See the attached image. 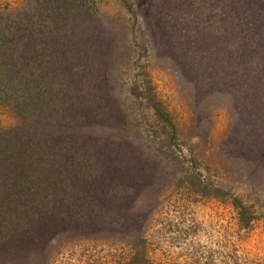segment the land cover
I'll use <instances>...</instances> for the list:
<instances>
[{
  "label": "rangeland",
  "instance_id": "374dc122",
  "mask_svg": "<svg viewBox=\"0 0 264 264\" xmlns=\"http://www.w3.org/2000/svg\"><path fill=\"white\" fill-rule=\"evenodd\" d=\"M74 1L80 6L89 4V8L83 6L82 14L69 22L72 25L64 34L68 46L62 51L71 56L74 49H80L79 41L85 39L88 42V38L96 37L95 45L105 53L104 58L110 65L98 73H92L90 69L84 73L63 60L64 64L54 70V75L59 78H54L53 86L54 91L61 88V104L58 102L61 118L68 117L65 109L71 108L70 111L84 116L81 124L84 136L90 135L84 134V130L93 126L92 119H107V104L103 102L102 93L115 89L113 85L119 86L127 77L121 76L111 83L115 52L123 50L135 58L133 67L135 63L138 67L139 62L146 65L157 94L181 130L183 145H188L199 159L200 179L205 180L204 183L210 182L212 188H225L227 194L217 198L191 190L187 185L179 186V167L169 159L173 156L164 152L161 159L148 151L141 155L143 160L150 161L149 167H145L147 162L140 164L138 159L141 150L146 152L142 148L132 154L131 163L122 155L124 167L121 164L109 166V171H115V176L125 187L123 194L104 197L105 189L99 182L89 187L95 192L91 199L113 200L105 207L110 211L107 214L111 213L109 224L114 221L113 226L95 229L80 223L81 227L76 229L62 219L61 211H49L42 223L40 233L43 238L39 237L40 240L19 235L0 243V264H139L142 258L149 264H264V150H256V138H264V131L246 135L245 129L242 131V127H234L231 123L246 109L235 105L240 95L236 94L237 82L251 83L255 79L254 82L264 83V66L259 67L260 71L255 75L249 71L243 74L237 64H233L235 59L242 58V53H250L254 58L250 64L264 62V15L257 20V25L263 27L262 36L256 34L253 37L255 43L249 44L247 49L240 41L251 38L240 33L247 28L246 23L257 19L259 5L264 0H247L253 9L245 10L250 14L242 15V20L238 19V12L246 8L234 4L236 0H133L138 18L128 12L124 0ZM230 1L233 4L228 5ZM35 2L0 0V16L11 17L10 22L17 21L21 30L30 17L28 12L37 5ZM88 13L92 20L86 18ZM181 34L193 40L195 46L207 43L206 55L198 53L199 57L186 59L188 54L179 50L176 42ZM30 42L32 40L26 42L14 38L13 54L3 56L7 60L5 63L18 68L20 64L16 61L30 60L36 51V46ZM146 49L149 51L147 56ZM230 56L233 59L228 66ZM215 59L222 67L227 66L228 80L218 91L208 92L203 88L200 103L194 96L197 91L193 80L200 75L195 69H204L203 64L207 63L215 65ZM33 78L37 81L35 75ZM247 85L242 93L252 98L254 91ZM63 87L70 88V95L62 93ZM97 91L101 95L93 100ZM99 105L103 107L101 110ZM11 106L0 102V141L7 130H15L19 123V112ZM246 107L252 108L251 105ZM122 117L124 120L126 112L116 116L110 125ZM246 118L244 115L243 119ZM64 120L69 124V117ZM108 124L107 121L100 125ZM69 128L71 126L64 129ZM64 129L52 140L62 142L69 136V131ZM108 154H102L104 159ZM113 162L107 160L104 166ZM3 193L0 190V195ZM8 195L0 198L7 200ZM23 204L21 197L20 203H15L16 209Z\"/></svg>",
  "mask_w": 264,
  "mask_h": 264
},
{
  "label": "trees",
  "instance_id": "16d2710c",
  "mask_svg": "<svg viewBox=\"0 0 264 264\" xmlns=\"http://www.w3.org/2000/svg\"><path fill=\"white\" fill-rule=\"evenodd\" d=\"M124 2L128 12L138 18V10L133 0H124ZM233 2L238 4V7L246 8L239 10V20L250 14L245 10L253 9L247 0ZM35 3L37 5L28 12L30 17L21 30L18 28L17 21L10 22L11 17L0 16V102L8 103L12 105V108L15 106L19 112L17 128L7 130L3 135L5 138L0 141V190L4 191L0 196L9 194L7 197L10 198L7 200L0 198V222L3 223L0 225V243L19 235H30L38 240L42 237L40 231L43 228L45 215L49 211L56 213L55 210L61 211L62 219L70 222L69 225H73L76 229L77 226L81 227V224L95 229L113 226L114 221L109 224L108 216L111 213L107 214L110 211L105 208L113 200L103 202L100 197L91 199L92 193H95L90 189L91 184L99 182L105 189L104 197L123 194L125 187L115 176L116 172L109 171V166L121 164L124 167L122 157H126L128 162L133 158L132 154L142 148L146 152L141 150L138 159L141 161L140 164L147 162L145 167H149L150 161L143 160L141 155L153 151L156 158H161L162 153H168L173 156L169 159L179 167L177 176L179 186L187 185L191 190H196L205 196L217 198L226 196L225 188H212L210 182L204 183L205 180L200 179L199 159L188 145H183L180 138L181 130L173 114L165 108L157 94L149 79L146 65L137 60L139 66L135 67V63L133 67L135 58L133 59L131 54L128 55L123 50L118 49L115 52L110 74L111 83L117 82L121 76L127 77L119 86L112 84L115 89L102 93L103 102L107 104L105 112L107 119L104 121L99 117L92 119L93 126L84 130V134L91 136H84L81 125L84 116L70 111L71 108L65 109V114H69L67 115L69 124L64 120L68 118L66 115L65 118H61L62 112L58 109V102L61 104L59 92L61 88L54 91L55 79L59 78L54 75V70L64 64L63 60L66 59L70 66L75 69L80 68V72L86 73L87 69H90L92 73H98L99 70H104L107 65H110V61L104 58L105 53L95 45L96 37L92 40L88 38V42L85 39L82 42L79 41L80 49H74L71 56L70 53L62 51L64 46H68V38H64V34L72 25L69 22L74 21V17L80 16L83 12L82 2L81 6L74 0H36ZM230 4L233 3L230 1L228 5ZM259 6L261 8H259L260 14L257 15V19H251L249 23H246L247 28L240 33L251 37L240 40L246 49L249 44L255 43L256 40L253 37L256 34L261 37L263 33L261 30L263 27L257 25V20L262 19L264 15V1ZM85 8H89V4ZM91 15L94 17L92 13ZM86 18L93 19L89 13ZM245 21L248 22V19ZM52 36L55 39H52ZM13 37L26 42L32 40L30 43L36 46V51L30 60L19 59L15 62H19L18 68L5 63L7 60L3 58L6 53L12 52ZM176 42L179 43L178 49L188 54L186 58L188 60L194 56L199 57L198 53L206 55V51L208 52L207 43H199L195 46L193 40L187 39L185 34H181ZM145 51L147 56L149 51L147 49ZM68 55L70 59L67 58ZM241 57L235 59L233 64L236 63V67L242 70L243 74L249 71L256 75L260 71L259 67L264 66L262 61L250 64L254 60L250 53L249 55L242 53ZM232 59L233 57L230 56L228 66ZM213 63L215 65L203 64L204 69L198 67L195 69V72L200 75L193 80L195 91H197L194 96L197 97L195 98L197 101L200 100V103L203 100V88L208 92L218 91L220 86L225 87L224 82L228 80L227 66L222 67L217 59L213 60ZM33 75L37 77L39 83L34 80ZM131 75L132 77L129 78ZM254 81L255 79L251 80V83L239 81L236 84V86L239 84L236 94L240 95L235 105L246 109L239 114L236 121L231 123L234 127H242V131L245 129L246 135L264 131V83ZM245 84L254 91L252 98L242 93L246 90ZM127 85L129 87L125 89ZM69 89V87H63L62 93L65 96L70 95ZM100 95L101 93L97 91L93 100ZM17 105L19 106L16 107ZM248 105L252 108L246 107ZM94 106L97 107V105ZM102 108L100 106V110ZM256 110L258 112L255 113ZM123 112H126L125 119L123 120L122 117L114 125H110L116 120V116H123ZM249 112L252 116L250 119ZM95 115L98 116V114ZM244 115L247 116L246 120L243 119ZM107 121L108 126L100 125ZM69 126L71 128L64 129ZM63 129L69 131V136L62 139L63 144L59 140H52L57 138L56 136ZM256 139H258L256 150L260 148L264 150V144L262 145L264 138L260 136ZM104 152L105 154L109 152L105 159L102 155ZM107 160L114 162L104 166ZM139 167L143 169L140 165ZM6 189L13 191L9 193ZM29 191L32 193L30 194ZM21 197L24 199V204L17 210L15 203L18 201L20 203ZM9 216L11 219H8ZM57 217L60 216L57 215ZM139 264H149V262L142 258Z\"/></svg>",
  "mask_w": 264,
  "mask_h": 264
}]
</instances>
